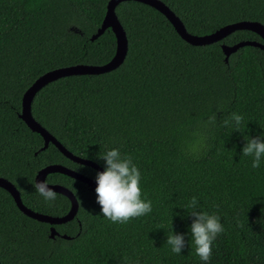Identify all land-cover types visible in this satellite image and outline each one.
<instances>
[{"label":"trees","instance_id":"1","mask_svg":"<svg viewBox=\"0 0 264 264\" xmlns=\"http://www.w3.org/2000/svg\"><path fill=\"white\" fill-rule=\"evenodd\" d=\"M107 0H0V176L30 209L62 215L68 198L45 202L33 187L46 164L60 163L90 178L93 167L74 162L19 117L23 91L43 72L75 63L102 64L115 50L110 27H99ZM192 35L233 21L264 25V0H161ZM126 37L121 63L106 72L70 74L37 89L33 118L75 155L106 170L100 155L118 149L141 173V198L152 211L128 223L101 214L96 188L60 172L77 201L74 216L49 224L23 214L0 187V264H205L191 247L193 211L216 215L225 231L207 264H264V158L253 169L245 137L264 136V50L244 44L226 60L221 44L262 41L248 29L191 44L154 7L122 0L114 7ZM213 113L206 147L192 154L193 133ZM244 119L239 128L232 120ZM225 121L227 124L225 125ZM195 208L189 207L192 198ZM58 234L49 236V227ZM184 234L181 255L166 245ZM66 234L69 237H61Z\"/></svg>","mask_w":264,"mask_h":264},{"label":"water","instance_id":"2","mask_svg":"<svg viewBox=\"0 0 264 264\" xmlns=\"http://www.w3.org/2000/svg\"><path fill=\"white\" fill-rule=\"evenodd\" d=\"M122 0H107L105 4V12L99 27L96 31L90 35V39L95 38L99 35L104 28L110 27L115 35V50L112 57L102 64H84V63H75L71 65H65L60 67H55L49 69L39 76H37L30 85L23 91L21 95L20 101V112L19 117L24 121L27 127L33 131L39 133L42 137L43 144L40 148H44L48 142L52 143L64 156L69 158L70 160L85 164L93 167L96 169L97 172H103L104 170L100 167L96 162L80 157L78 155L73 154L68 149H66L48 130H46L38 121H36L30 112V102L31 99L37 89H39L45 83L56 79L58 77L70 74H94V73H102L109 71L115 67H117L126 52V37L124 30L116 17L114 12L115 5ZM147 5H150L161 12L171 23L175 31L178 35L184 39L185 41L191 44H205L215 40H218L225 36L226 34L230 33L236 29H248L257 33L262 41L256 40H240L230 45L228 44H221L222 52L224 53V60H226L227 55L234 51L237 47L248 44L257 46L260 49L264 50V25L257 20H247L241 19L237 21H233L230 23H226L211 33L203 34V35H192L188 33L184 25L182 24L181 20L178 18L176 14L161 0H136ZM48 172H60L66 175H69L73 178H76L80 181L86 183L90 188H96L98 185L96 183L95 178H90L70 167L62 165L60 163H50L46 164L34 175V184L39 181H44V177ZM49 187L52 188L54 191L65 195L69 200V208L68 210L62 215H49L41 212L34 211L29 207L25 206L21 200L19 193L15 186L6 178L0 176V187L6 189L9 194L11 195L14 203L16 204L17 208L25 215L34 218L38 221H44L49 224H56L62 223L69 219H71L77 209V201L71 192L70 189L67 187L57 184V183H48ZM58 234L57 231L53 228V226L49 227V236L52 237L53 235ZM61 237L68 238L69 236L66 234H60Z\"/></svg>","mask_w":264,"mask_h":264},{"label":"clouds","instance_id":"3","mask_svg":"<svg viewBox=\"0 0 264 264\" xmlns=\"http://www.w3.org/2000/svg\"><path fill=\"white\" fill-rule=\"evenodd\" d=\"M243 117L237 113L232 114V120L239 128ZM225 125L227 121L224 122ZM217 124L216 114L213 113L206 121L202 122L203 129L193 133L194 139L189 144L192 154H198L206 147V132L210 126ZM246 144L243 147V156L252 157V168L260 167L264 158V136L250 138L245 137ZM106 162V170L96 174V200L101 206V214L113 223L125 224L132 218L144 216L152 211V201L141 198V173L132 163L131 158H121L118 149L109 150L99 157ZM35 192L45 202L55 201L56 191L49 187L47 180L33 184ZM197 199L192 198L189 207L195 208ZM194 222L190 226L192 235L191 247H195V253L201 261L207 262L212 256V245L217 236L225 231L216 215H209L199 211H193ZM173 232V231H172ZM166 245L171 252L181 255L187 246L184 234H168Z\"/></svg>","mask_w":264,"mask_h":264}]
</instances>
